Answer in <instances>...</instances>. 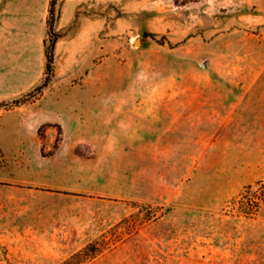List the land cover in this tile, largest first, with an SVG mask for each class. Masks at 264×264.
Segmentation results:
<instances>
[{"label": "rangeland", "instance_id": "1", "mask_svg": "<svg viewBox=\"0 0 264 264\" xmlns=\"http://www.w3.org/2000/svg\"><path fill=\"white\" fill-rule=\"evenodd\" d=\"M50 1L0 0V264H264V0H101L104 52L16 104Z\"/></svg>", "mask_w": 264, "mask_h": 264}, {"label": "crops", "instance_id": "2", "mask_svg": "<svg viewBox=\"0 0 264 264\" xmlns=\"http://www.w3.org/2000/svg\"><path fill=\"white\" fill-rule=\"evenodd\" d=\"M101 0H59L56 7L54 30L60 34L55 44L56 64H63L66 71H86L88 63L94 62V57L104 52L103 19ZM76 105L66 107L73 115ZM51 157H39L25 166L24 176L18 182H28L36 185L61 187L81 191L86 180L85 170L67 162L56 168ZM59 171L66 178L56 183L55 173Z\"/></svg>", "mask_w": 264, "mask_h": 264}, {"label": "trees", "instance_id": "3", "mask_svg": "<svg viewBox=\"0 0 264 264\" xmlns=\"http://www.w3.org/2000/svg\"><path fill=\"white\" fill-rule=\"evenodd\" d=\"M56 4H57V0H51L50 1V7H49L50 16L48 19V30H49V34L52 36V40H51V45L47 48V53H46L47 63H46L45 79L34 91L30 92L29 94H27L24 97H19V98L15 99L14 103H16V104L24 103V102L28 101L29 98L36 96V94L38 92H41L45 87H47L49 85L50 81L52 80L53 71H54L55 44H56L58 37L60 36V34L54 30ZM145 35L146 36H153V34H151L150 32H145ZM2 105H3V103H0V107ZM0 206H1V198H0ZM91 246L92 245L85 246L83 249H81L78 252L73 253L72 256H70L69 258H66L65 260H63L59 264H74L75 260L77 259L78 256L86 257V255H88V250L91 248Z\"/></svg>", "mask_w": 264, "mask_h": 264}, {"label": "water", "instance_id": "4", "mask_svg": "<svg viewBox=\"0 0 264 264\" xmlns=\"http://www.w3.org/2000/svg\"><path fill=\"white\" fill-rule=\"evenodd\" d=\"M140 42V39L137 40V43Z\"/></svg>", "mask_w": 264, "mask_h": 264}]
</instances>
